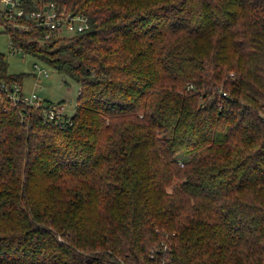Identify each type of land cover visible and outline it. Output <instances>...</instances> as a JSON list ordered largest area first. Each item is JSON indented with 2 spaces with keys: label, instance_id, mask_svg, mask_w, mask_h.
I'll return each mask as SVG.
<instances>
[{
  "label": "trees",
  "instance_id": "1",
  "mask_svg": "<svg viewBox=\"0 0 264 264\" xmlns=\"http://www.w3.org/2000/svg\"><path fill=\"white\" fill-rule=\"evenodd\" d=\"M41 1L89 28L12 40L80 89L22 123L0 53V264H264V0Z\"/></svg>",
  "mask_w": 264,
  "mask_h": 264
},
{
  "label": "built area",
  "instance_id": "2",
  "mask_svg": "<svg viewBox=\"0 0 264 264\" xmlns=\"http://www.w3.org/2000/svg\"><path fill=\"white\" fill-rule=\"evenodd\" d=\"M89 28L88 19L80 14L71 13L66 8L56 3H45L41 0H0V36L5 35L7 44L11 49V55L16 53L22 56L28 55L20 49L12 40L13 34H26L32 32L48 41L51 38H64L84 32ZM37 76L48 77V73L34 64ZM38 84L35 82L30 92H25L23 85L2 86L13 106L22 108L21 120L26 122L30 109L40 111L42 121L45 123L61 124L66 117L65 104H44L43 99L37 94ZM34 88V90H33ZM226 97V93H221ZM69 121V119H68ZM163 251H167V245L163 244ZM154 252L152 251V258Z\"/></svg>",
  "mask_w": 264,
  "mask_h": 264
},
{
  "label": "rangeland",
  "instance_id": "3",
  "mask_svg": "<svg viewBox=\"0 0 264 264\" xmlns=\"http://www.w3.org/2000/svg\"><path fill=\"white\" fill-rule=\"evenodd\" d=\"M0 53L6 56L8 64V72L10 74H28L24 79L23 89L25 92L32 90L33 84L36 82L38 87L37 94L53 104L63 103L66 105V115L72 116L79 92V85L68 75L60 73L54 68L47 66L41 61L31 57L30 55L22 56L16 53L11 55V49L7 44L5 35L0 36ZM37 64L40 68L44 69L49 75L47 78L37 76V69L34 68ZM34 90V88H33ZM167 245L166 243H162Z\"/></svg>",
  "mask_w": 264,
  "mask_h": 264
}]
</instances>
